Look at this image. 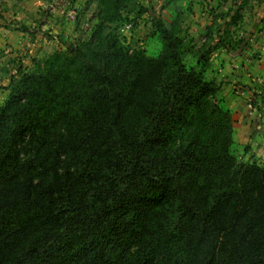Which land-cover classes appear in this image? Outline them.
Masks as SVG:
<instances>
[{"label": "trees", "instance_id": "trees-1", "mask_svg": "<svg viewBox=\"0 0 264 264\" xmlns=\"http://www.w3.org/2000/svg\"><path fill=\"white\" fill-rule=\"evenodd\" d=\"M135 1L99 0L88 41L12 79L0 264H264V167L233 154V114L176 24L157 20L156 58L104 34Z\"/></svg>", "mask_w": 264, "mask_h": 264}, {"label": "rangeland", "instance_id": "rangeland-1", "mask_svg": "<svg viewBox=\"0 0 264 264\" xmlns=\"http://www.w3.org/2000/svg\"><path fill=\"white\" fill-rule=\"evenodd\" d=\"M71 3L68 8H75L77 17L75 20L61 17L68 27L67 30L65 27V33H62L57 41L51 35H47L46 43L38 44L34 51L27 52L29 56L13 63L12 71L0 75V105L5 102L10 83L17 76L19 69L29 71L36 65H42L54 51H71L78 43L91 38L99 23L97 18L99 0L79 2L74 0ZM152 8L154 16L149 12ZM157 20L165 26L171 24L178 26L179 37L184 46L182 61L187 68L202 71L203 67L197 64L199 56L197 54L200 49L201 54L207 51L208 47L203 46L209 45L210 42L230 48L234 52L242 49L245 56L239 58L240 64L245 63L248 66L253 60L258 59L256 44L258 40L264 38V0H136L122 9L121 20L118 23L104 25L103 32L116 34L128 51L141 50L147 57L156 58L161 51ZM208 55L206 54V58ZM235 88L245 94H235L234 90L233 95L230 89L229 94L234 96L233 101H236L238 106L241 105L240 102L243 103L242 109L239 110L245 112L249 100L255 109L253 116L258 118V112L261 113L258 100L264 98L262 85L237 83ZM224 97L227 99H221L218 94L217 101L224 110L232 111L234 108L226 104L230 96ZM233 117L235 118L234 115ZM262 140L261 138L260 145L264 146Z\"/></svg>", "mask_w": 264, "mask_h": 264}, {"label": "crops", "instance_id": "crops-1", "mask_svg": "<svg viewBox=\"0 0 264 264\" xmlns=\"http://www.w3.org/2000/svg\"><path fill=\"white\" fill-rule=\"evenodd\" d=\"M71 1L74 0H0V75L12 71L13 63L29 56L27 52L34 51L38 44L46 43L47 35L57 41L65 33L68 27L60 12L67 9ZM207 47L208 62L201 73L205 80L219 87L221 99H227L224 95L230 96L226 104L234 108L231 109L235 116L232 152L239 161L255 162L264 167V146L260 145L261 138L264 142V98L258 100L261 113L254 118L247 115L246 107L245 112L239 110L243 103L238 106L233 101L234 96L229 94L232 89L234 95L237 83H259L264 88V38L256 44L258 59L248 66L240 64L239 58L245 56L242 49L234 52L214 42ZM245 71L250 74L245 75Z\"/></svg>", "mask_w": 264, "mask_h": 264}, {"label": "built area", "instance_id": "built-area-1", "mask_svg": "<svg viewBox=\"0 0 264 264\" xmlns=\"http://www.w3.org/2000/svg\"><path fill=\"white\" fill-rule=\"evenodd\" d=\"M60 14L62 15V16H65V17H67L69 20H75L76 19V17H77V11H76V9L74 8V9H62L61 10V12H60ZM240 94V95H245L244 94V92H242V90H235V94ZM255 113V109H254V107H253V105H252V103H251V101H249L248 100V103H247V115L249 116V117H253V114Z\"/></svg>", "mask_w": 264, "mask_h": 264}]
</instances>
